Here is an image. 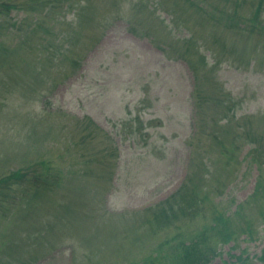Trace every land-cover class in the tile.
Here are the masks:
<instances>
[{
	"label": "rangeland",
	"instance_id": "374dc122",
	"mask_svg": "<svg viewBox=\"0 0 264 264\" xmlns=\"http://www.w3.org/2000/svg\"><path fill=\"white\" fill-rule=\"evenodd\" d=\"M179 1L182 4L176 0H161L156 7L155 0H70L71 5L66 7L65 1L61 0V9L60 6H49L51 17L43 23V5L48 6L49 1L33 0L28 16V13L17 10L0 16V40H6L9 46L14 47L7 65L0 71V82L8 70L19 75L26 70L34 73L50 54L53 58L46 62L47 71L53 70V74L63 72L64 76L48 92L47 99L51 104L47 103L49 106L42 110L46 116L49 115L48 123L42 129L46 133H55L47 136L50 139L47 144H36V147L41 146L39 152L37 149L26 151L23 145L19 147V144L9 142L7 124L16 112L20 128L25 123L26 113H36L40 105L35 102L29 106L31 100L24 103L21 98L17 106L15 103L11 105L10 115L6 116L9 121H3V115L0 121V139L3 140L0 141V177L4 171L25 167L37 157L62 153L61 144L68 145V156L89 159L92 153L78 144L64 114L73 115L74 120L88 116L104 132H111L110 142L98 136L97 143L99 148L112 147L115 153L112 159L114 173L108 183L100 174L107 175L110 170L94 161L86 164L81 160L82 167L92 173L88 177L77 172L64 174L69 189H73L76 181L77 186H89L86 194L72 196V199H88L89 189L92 195L95 191L98 195L87 200L86 212L74 208L69 214H74L76 220L77 228L72 232L66 233L64 229L62 233L57 226L56 230L60 232L54 234L60 240L53 243V248L47 247V231L41 237L44 220L51 223L56 217L48 209L49 202L45 203L46 196L39 199V213H33L38 221L32 219L28 222L27 217L20 221L16 217L13 223L4 224V217L0 222V264L8 262L7 259L13 264H128L154 255V237L143 238L140 234L144 236L145 230L136 231V227L139 228L146 219L139 212L165 199L178 188L185 176L189 157L194 154V150L189 154L187 148V139L194 129L191 102L195 80L193 71L199 72L202 78L203 105L208 114L206 132L198 137L202 146L209 142L213 112L222 109L233 115L228 111L230 103L235 117L256 113L259 120L254 125L264 137V3L257 16V23L262 25H249L248 19L253 15L256 3L252 6L247 0L243 4L245 25L243 17H240L228 27L225 26L229 23L228 15H217L216 26L197 23L195 20L200 13L188 10L185 0ZM92 4L102 13L95 16L88 13ZM147 5L153 9L149 10ZM177 5L184 10L179 12ZM32 14L40 25L28 24ZM71 16L74 18L69 21L73 25L92 26L83 29L82 44L75 49V55L80 58L71 65L63 64L62 71H58L59 43L66 41L63 35L69 31L67 25L70 24L66 21ZM188 35L192 41L188 40ZM201 53L206 56V67L195 62L192 67L186 58L197 61V54ZM35 75L38 77L37 73ZM19 93L18 89L14 91V97L19 99ZM45 109L52 112L47 113ZM81 123L78 121L79 125ZM227 130L235 134L230 127ZM39 139L46 141V135H40ZM114 139L118 142L117 152ZM23 140L19 138V142ZM248 142H243V148L250 147ZM202 151L200 149L196 153L192 172L198 184L211 188L210 181L197 180L198 155ZM21 154H25L24 157H19ZM29 159L32 160L27 161ZM256 174L254 168L226 188L225 193L235 202L244 200L253 190ZM64 198L60 204L65 202ZM212 199L215 202L220 200L215 195ZM66 203L69 208L73 207L72 201L67 200ZM219 204L222 210H227L226 215L235 208L230 202L221 201ZM204 208L208 206L204 205ZM83 213H87L92 221H83L86 217L80 218ZM149 223L151 230L156 227ZM255 225L262 227L258 223ZM83 232H88L87 239L94 247L93 255L81 242L79 234ZM146 246L150 248L147 250ZM98 247L100 250L95 256ZM241 248H245L250 257L246 264H262L257 256L264 250L263 238L244 241L243 237L221 244L218 247L220 256L209 257L207 264H217L220 258L228 257L227 251L237 254Z\"/></svg>",
	"mask_w": 264,
	"mask_h": 264
},
{
	"label": "trees",
	"instance_id": "16d2710c",
	"mask_svg": "<svg viewBox=\"0 0 264 264\" xmlns=\"http://www.w3.org/2000/svg\"><path fill=\"white\" fill-rule=\"evenodd\" d=\"M49 5L45 7L41 13V16L45 19L50 18L51 15L48 11L49 6L59 7L61 0H48ZM65 5L70 3V0H64ZM179 4L181 1L176 0ZM202 0H185L187 9H193L194 12H199L200 17H196L201 25H215V15H228L229 23L228 27L233 26L236 19L243 17L245 12L243 10V4L247 0H215L220 4L216 13H207L201 6ZM209 1L211 4L213 0ZM156 7L159 6L161 0H155ZM154 2V3H155ZM253 15L249 17V25H262L258 24L259 20L257 16L262 10L264 0H250V4L253 6ZM64 4V2H62ZM71 4V3H70ZM166 4V3H162ZM33 0H5L0 2V16H7L12 9L17 11L31 12ZM145 6V5H144ZM149 6V5H147ZM151 7V9H150ZM62 7L60 6L59 9ZM153 7L150 5L149 10ZM178 11L184 10L182 6L177 5ZM173 12V11H172ZM88 13H92L88 11ZM205 15V16H204ZM25 16V17H26ZM36 17L31 15L28 20L29 25H40ZM209 18L214 21L213 24H205V20ZM72 19V18H71ZM69 19V20H71ZM66 21L69 31L63 35L66 38L59 44L60 56L56 63L57 70L62 71L63 64L68 63L71 65L75 62L79 55H75L76 47L82 44L81 35L83 29L88 26L73 25L71 21ZM11 24L12 21H10ZM8 23V24H10ZM42 23V22H41ZM17 25V23L15 24ZM86 25V24H85ZM237 31H242L245 26L241 28L235 27ZM231 30V28H226ZM59 38V37H58ZM191 35L188 40H191ZM192 41V40H191ZM222 44L224 42H221ZM64 44V45H63ZM62 46V47H61ZM13 45L9 46L7 41L0 40V71H3L7 65V59L12 53ZM18 49V47H16ZM61 48V50H60ZM196 54V53H192ZM46 57L45 60L40 62V68L33 71L26 70L22 75L11 70L6 71L7 75L0 82V121L4 115L3 121H9L7 117L10 115V107L13 103L19 104V100H24V103L31 100L29 106H33L37 102L40 107L39 111L34 114L29 112L25 115V123L19 126L17 125L16 112L8 125V137L9 142L14 144L23 145L26 151L30 149H39L41 145L47 144L50 139L47 136L55 132H45L42 126L47 124L48 116L42 111L44 107L49 106L47 104L48 92L55 88L58 84L59 78H64L63 72H57L53 74V70L48 72L46 69V62L50 61L53 56ZM197 61H193L190 58L192 67L193 62L202 67H206L207 61L204 54H197ZM217 60V56L214 57ZM34 70V69H33ZM12 75H10V73ZM38 74V77L35 75ZM194 74V87L191 94V102L193 103L194 122H193V134L187 139L188 153L191 154L194 150L193 156L189 157V161L186 165V173L178 188L169 194L165 199L151 204L141 209L139 213H142L146 219L142 222L137 229L145 230L143 238L154 237L156 246L154 248V255L145 257L142 261H131L128 264H207L209 257L220 256L218 247L221 244L234 241L239 237H243L244 241L255 240L257 238H263L264 240V137L263 134H259L256 130L254 123L259 120L256 113L250 115H241L235 117L234 110L232 109V103L229 104V110L233 115H229L228 112L222 109H217L211 117L212 127L208 131L210 134L208 145H201L200 137L206 132L208 125V114L206 107L203 105V93L204 87H201L202 78L199 72L193 71ZM203 88V90H202ZM20 91V97H14L13 93L16 90ZM51 104V101L48 99ZM51 108V107H50ZM46 110V109H45ZM47 113L52 112L47 111ZM8 115V116H7ZM7 116V117H6ZM65 122L72 126L73 137L78 141V144L92 153L89 159H80L79 157L68 156V145L61 144L60 150L63 152L60 154H50L48 156H40L32 163L25 167H17L13 170L4 171L0 177V198L6 202L17 200H23L24 206L22 208L23 215L29 213L27 216L31 217L36 212L39 213L40 205L39 199L46 196V202H49V210L55 215V219L51 223L43 222V229L41 234L52 233L56 231L57 226L62 229L68 226L69 214L74 211L73 207L67 206V200L71 201V194L74 192L79 195L84 185H76L72 189H69L65 184L64 174L67 172H77L87 177L92 173H89L86 168H83V162L86 164L101 163L105 168L110 170L107 175L100 174V176L108 180L112 179V159L114 154L112 147L99 148L98 136H101L103 140L110 142L111 132H104L90 117L84 116L79 120H74L73 115H63ZM74 120V121H73ZM78 121L82 122L81 125ZM124 125V124H123ZM63 124L60 125L59 130ZM227 127H230L235 134H231ZM237 129H240L238 132ZM41 129V131H40ZM81 133V134H80ZM133 133V132H132ZM6 135V137H7ZM40 135H46V141L39 139ZM69 136L71 137L70 133ZM24 138L22 142H19V138ZM60 133L57 141H59ZM80 139V140H79ZM0 141L3 142L2 139ZM114 139V149L118 150V142ZM250 142L248 149L243 148V142ZM248 142V143H249ZM112 144V145H113ZM111 145V144H110ZM203 151L199 153L198 159L200 162L199 176L197 180L210 181L211 188H206L202 184H198L195 174L192 172V162L195 159L198 150ZM8 150V149H6ZM39 152V150H38ZM25 154H21L19 157H24ZM29 159L27 161H30ZM26 161V162H27ZM255 164V166H253ZM254 168L257 171L254 187L252 192L242 201L235 202L229 195L225 193L226 188H229L234 183H237L244 175L251 173ZM3 171V170H2ZM222 173V174H220ZM86 177V176H85ZM66 191V192H65ZM65 192V193H64ZM66 194V195H65ZM29 195V197H27ZM74 195V194H73ZM98 191H95L92 196L96 198ZM219 197L220 200L215 202L212 196ZM65 196V202H60ZM75 196V195H74ZM78 197V196H77ZM8 198V199H7ZM230 199V200H229ZM78 200L79 199H75ZM0 201H2L0 199ZM225 201L227 204L235 205V208L226 215L227 210L221 209L219 202ZM76 202V203H78ZM31 204V205H29ZM207 205L208 208H204ZM229 210V208H228ZM87 213H84V215ZM254 215L257 217L255 218ZM59 219V220H56ZM33 220L38 221L39 218L33 217ZM151 222L157 227L154 229L148 225ZM260 224L262 227L256 226ZM192 228V229H191ZM159 231V234H158ZM187 231V234H185ZM163 233V236L160 235ZM84 246H91L89 240H84ZM144 247V246H143ZM147 250L150 248L146 246ZM233 248V246L231 247ZM235 249V248H233ZM93 255L94 251L91 248L88 251ZM244 253L246 256H244ZM227 258H220L217 264H246L250 257L245 248H241L240 253L234 254L227 251ZM257 259L264 264V250L257 256ZM8 262H1V264H13L11 260Z\"/></svg>",
	"mask_w": 264,
	"mask_h": 264
}]
</instances>
